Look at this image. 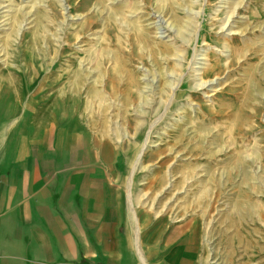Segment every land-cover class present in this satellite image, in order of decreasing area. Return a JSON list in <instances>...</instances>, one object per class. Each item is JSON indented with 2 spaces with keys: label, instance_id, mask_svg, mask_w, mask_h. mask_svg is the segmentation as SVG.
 <instances>
[{
  "label": "rangeland",
  "instance_id": "1",
  "mask_svg": "<svg viewBox=\"0 0 264 264\" xmlns=\"http://www.w3.org/2000/svg\"><path fill=\"white\" fill-rule=\"evenodd\" d=\"M105 1L0 0V86L112 142L155 264H264V0Z\"/></svg>",
  "mask_w": 264,
  "mask_h": 264
},
{
  "label": "crops",
  "instance_id": "2",
  "mask_svg": "<svg viewBox=\"0 0 264 264\" xmlns=\"http://www.w3.org/2000/svg\"><path fill=\"white\" fill-rule=\"evenodd\" d=\"M10 78L0 86V264H143L146 228L155 264L152 221L138 217L128 188L124 198L112 142ZM175 232L168 250L187 258L188 235Z\"/></svg>",
  "mask_w": 264,
  "mask_h": 264
},
{
  "label": "bare ground",
  "instance_id": "3",
  "mask_svg": "<svg viewBox=\"0 0 264 264\" xmlns=\"http://www.w3.org/2000/svg\"><path fill=\"white\" fill-rule=\"evenodd\" d=\"M96 3H98V5H101L102 6V8L105 6V4H106V1L105 0H96ZM100 6V7H101ZM122 11H120L119 13H117L118 14V16L119 17H121L122 16ZM111 22V23H110ZM110 22H108L109 23V26H111L110 24H112V21H110ZM114 26V25H113ZM112 27V26H111ZM106 28V27H105ZM106 29H108V27L106 28ZM260 145V144H259ZM264 147V146H263ZM234 151H237V154L235 155V157L234 158H238L237 160H236V163H239L240 162V159H242L241 157H240V154H239V152H242L243 151V146L242 147H238V148H235V149H233V151L232 152H234ZM240 157V158H239ZM238 166V165H237Z\"/></svg>",
  "mask_w": 264,
  "mask_h": 264
}]
</instances>
